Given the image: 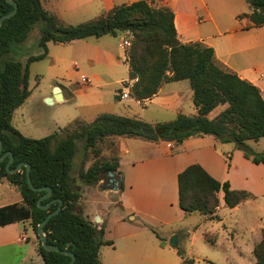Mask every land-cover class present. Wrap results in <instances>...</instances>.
<instances>
[{"label": "trees", "instance_id": "obj_1", "mask_svg": "<svg viewBox=\"0 0 264 264\" xmlns=\"http://www.w3.org/2000/svg\"><path fill=\"white\" fill-rule=\"evenodd\" d=\"M16 12L2 21L0 26V180L6 179L19 188L21 203L0 206V226L29 220L37 238L38 252L45 264H67L70 253L73 264H102L98 251L104 240V226L98 227L77 210L81 196L79 185L71 174L76 152V141H83L89 150L107 137L126 136L148 141H169L176 144L196 135H212L222 143L234 142L243 157L254 164L264 165V151L255 152L247 140L264 137V97L260 89L235 72L220 64L211 46L201 42H180L175 26L174 12L168 5L153 7L147 0H135L115 5L97 17L68 25L54 13L46 10L41 0H12ZM250 12L240 14L250 21L249 27L264 25V0H246ZM14 9L8 0H0V17ZM42 22L38 46L40 52L29 56L25 63L7 58L13 45L22 43L33 25ZM128 31L132 35L128 78H136L134 97L143 100L155 95L161 83L187 80L192 90L196 113H183L166 122L149 123L136 117L102 113L92 121L74 120L58 132L40 138L21 134L11 124L14 109L30 93L29 65L44 58L47 42L67 43L86 37L116 35ZM169 72V74H166ZM117 91H120L118 89ZM219 105H226L213 118L208 113ZM13 160L6 168L9 155ZM19 163H28L33 187H49L51 194L43 198L46 189H32L26 177V166L10 172ZM118 161L93 162L78 173L84 184L93 185L102 171H117ZM122 188V186H120ZM223 191L224 205L234 207L254 198L244 189H231L228 181L219 182L201 165L192 163L177 174L178 205L185 213L213 214L218 207L217 192ZM62 201L61 209L49 217L42 227L48 246L58 251L45 250L37 234V226ZM48 205L47 208L42 206ZM254 245L256 264H264V228ZM183 257V252L178 250ZM188 260L187 264H191Z\"/></svg>", "mask_w": 264, "mask_h": 264}, {"label": "crops", "instance_id": "obj_2", "mask_svg": "<svg viewBox=\"0 0 264 264\" xmlns=\"http://www.w3.org/2000/svg\"><path fill=\"white\" fill-rule=\"evenodd\" d=\"M132 1L135 0L125 3ZM159 1L173 10L174 26L180 42L198 41L211 46L214 50L215 58L220 64L235 72L239 77L256 85L264 97V25L244 28L251 24L247 17H240V14L248 13L251 10L246 0ZM97 4L98 13L87 20L97 17L115 5H120L113 0H98ZM45 9L57 15L63 23L73 25L67 23L60 12ZM203 24L206 25L202 27ZM207 25L208 28L203 32L200 27L205 29ZM97 39L106 38L103 35L97 37ZM80 40L75 39L67 42V44ZM107 41L105 40L100 46L94 47L93 55H88L85 60L91 65L100 63L104 67H108L112 59V53L109 51L111 44ZM48 43L54 42H47V45ZM101 75L102 73L91 72L88 75H84L82 79L84 78L85 82L92 83V86L94 82V86L99 87L104 84ZM124 80L126 79H119L117 83L121 84ZM184 81L164 83L151 98L144 100L142 103L135 101L141 108L133 116L149 123H157L170 121L179 113L186 115L195 114L196 108L192 102V90L189 84ZM60 88L62 100L57 101L50 94L48 97L52 98L51 104L74 99L75 95L70 87L60 86ZM78 91H81V94L89 93L82 89H78ZM120 96L122 97L121 93ZM114 99L113 103L119 112L122 113L113 114L133 117L128 115L132 114L133 107L124 102L126 97H122L120 100L115 97ZM99 103V100L92 102L88 100L82 106L92 107ZM22 104L14 109L11 124L14 121L17 125L25 124V112L27 110L26 106L19 108ZM221 107V109H224L225 105H221ZM217 113L213 114L212 110L208 113V117L213 118ZM99 114L102 113H98L93 119ZM76 119L86 122L93 120H88L78 115L58 127V131ZM13 127L15 126L13 125ZM17 130L19 131V129ZM112 137H114L117 151L118 166L116 173L121 178L119 187L107 189L106 191H109L108 193L105 192L107 194L91 193V191L86 190L84 191L85 193L106 197H102L101 200H95L94 197H91L86 200V205L84 204V206L81 202L83 200L81 196L77 201V205H81L83 217L92 221L98 227L103 225L104 240L112 242L111 244L101 245L99 248L98 255L102 264H173L174 260L171 254L169 255V252H166L168 248L167 242L152 226L153 224L162 226L176 224L186 219L190 220L193 213H199H185L178 205L177 174L189 164L197 163L201 165L214 179L221 183L228 181L231 189L249 191L254 195L252 199L264 194V183L258 184L257 190L247 187L245 189L238 184L236 160L242 159V152L237 149L232 153H225L219 150L218 145L222 142L215 139L212 135L191 136L178 144L169 141H148L119 135ZM244 163L249 165L246 161ZM253 167L261 169L264 173V165L257 164ZM167 176L170 185L169 191L165 190L164 193L163 190L160 195L158 177L166 178ZM3 182L10 185L11 191H16L20 194L18 187L9 183L6 179L0 180V183ZM217 197L219 203L213 215L219 217L217 223L224 225L223 218L219 215V210L227 206L224 205L223 191L221 189L217 192ZM245 201L229 208L238 209ZM21 202L22 197L20 195V199L16 203ZM7 204L11 203L0 204V206ZM95 216L99 217V222L94 221ZM205 218L209 219L206 216ZM190 224L191 222L188 223V225ZM194 226L196 225L194 224ZM190 228H186L187 233L191 231ZM176 230L171 229L168 238L173 234L177 236ZM203 237L206 238V233L203 234ZM216 239L211 241V243H214ZM240 242L239 246L233 244L235 247L234 255H224L226 264L253 263L254 260L250 256L249 250L243 251L244 247L242 246L247 245V243L245 241ZM252 242L253 253L255 241L252 239ZM37 246L38 238L29 220L0 226V264H45ZM178 256L181 258L180 255Z\"/></svg>", "mask_w": 264, "mask_h": 264}, {"label": "rangeland", "instance_id": "obj_3", "mask_svg": "<svg viewBox=\"0 0 264 264\" xmlns=\"http://www.w3.org/2000/svg\"><path fill=\"white\" fill-rule=\"evenodd\" d=\"M113 1H116L117 4H121L129 2L130 0ZM147 1L153 7L163 5V2L159 0ZM97 2L98 0H42V4L45 8L60 12L61 15L64 16L65 21L73 25L96 15L99 11ZM206 24H203L202 27ZM41 27L42 22H36L26 39L22 43L12 46L7 58L25 63L29 56L38 54L40 52L38 40ZM202 27L200 28L205 32L208 25L205 29ZM105 38L106 39L98 40L97 37L91 36L68 44L48 43V55L45 58L30 63L28 81L31 94L22 106L19 107L26 106V122L24 125H17L15 121L12 122L21 133L29 137L40 138L49 133L57 132L58 127L78 115L91 120L98 113H122L119 112L113 102L115 101L114 97L118 100L122 98L120 93L123 91L128 93L124 102L133 107L132 114L130 113L128 115H136L141 106L137 105L135 101L142 103L148 98L143 100L135 98L134 88L137 79L128 78L127 67L130 62L132 35L130 32L124 31L114 36L105 35ZM105 40H108L107 42L111 44L109 51L112 53V59L109 66L104 67L100 63L91 65L85 60L86 57L88 55H93V48L100 46ZM125 41H127V43H124ZM113 55H115L116 59ZM91 72L102 73L101 78L104 84L95 87L94 82L92 86V83L90 84L85 82L86 80H82L84 75H88V73ZM166 74H169V72H166ZM119 79L126 80L119 84L117 83ZM169 82L177 81H164L161 85ZM184 82L188 83L187 80ZM53 85L70 87L75 95L74 99L56 102L54 104L46 103L44 98L48 97L50 94L53 95ZM78 89L86 90L89 93L81 94V91H78ZM118 89H120V91H117ZM88 100L90 102L99 100L100 103L92 107H83L82 105ZM221 108V105L214 108L213 114L219 113L222 110ZM58 134L59 138H63L65 136V131L60 130ZM246 144L255 152L264 151V137H260L257 141L247 140ZM218 148L225 153H232L237 149L234 142L220 143ZM237 150L241 151L239 149ZM116 158L117 151L114 137H107L103 141H99L95 147L86 151L83 149V141H76V152L72 161L71 174L74 182L79 185L78 189L81 192V198L83 199L81 202L83 206L86 200L91 197H94L95 200H101L102 197H106L100 195L94 196L84 191L88 190L89 192L91 191V193L107 194L109 191L106 190L109 189L111 185L104 180H98L97 183L93 185L84 184L79 178L78 173L81 170H86L95 161H113L116 160ZM241 158L242 159L236 160L238 172L237 182L243 188L247 187L257 190V185L264 183V173L261 169L253 167L257 164L252 163L243 156ZM244 161L249 165L244 163ZM115 176L117 177L118 174L116 173ZM167 179L168 176L166 178L158 177L160 195L163 190L164 193L165 190L169 191L170 185ZM19 199L20 194L16 191H11L9 184L4 182L0 183V204L16 203ZM77 210L82 212L81 205H77ZM219 215L223 218L224 225L217 223L219 217L213 214H205V216L209 218L207 219L203 214L193 213L190 220L186 219L176 224L163 226L153 224L152 228L160 236L164 237L167 242L168 248L166 252H169V255L171 254L174 260L173 264H187L188 260H192L191 264H226L224 255H234L235 247L233 244L239 246L241 243L240 241H245L247 243V245L242 246L244 247L243 251L248 249L250 256L254 260L252 264H256V259L253 257L251 247L253 243L252 239L255 241L254 243L256 245L261 238L260 231L264 228V194L259 195L255 199L243 202L242 205L235 210L224 207L219 210ZM189 222H191L190 225H188ZM194 224L196 226L193 227ZM187 227H191V231L188 233ZM171 229H177L176 247L169 246L171 237L168 238V235ZM204 233H206V238L203 237ZM215 239L216 241L211 243V241ZM178 250L183 252V257L180 258L177 255Z\"/></svg>", "mask_w": 264, "mask_h": 264}, {"label": "water", "instance_id": "obj_4", "mask_svg": "<svg viewBox=\"0 0 264 264\" xmlns=\"http://www.w3.org/2000/svg\"><path fill=\"white\" fill-rule=\"evenodd\" d=\"M11 4H13L14 6V9L9 12L8 14L6 15H3L0 17V26L2 24V21L5 19V18H8L10 16H12L16 10H17V4L12 1V0H8ZM55 100L57 101H60L62 100V93H61V88L60 86L58 85H55L53 87V95ZM45 102L46 103H49L51 104L52 103V98L51 97H45L44 98ZM2 150V141L0 140V152ZM5 157V154L3 156L0 157V161L3 160V158ZM13 160V156L10 154L9 155V160H8V163H7V166L6 168L8 169V166L10 165V163L12 162ZM21 165H25L26 166V177H27V182L29 184V186L34 189V190H40L42 188H45L46 189V193L43 195V198H46L48 197L50 194H51V189L49 187H41V188H35L32 186L31 182H30V177H29V171H30V166L28 163H19L14 169H11L9 170L10 172H15V171H18L20 166ZM116 175V171L114 170H106V171H102L100 172L99 174V180H104L106 183H108L109 185H111L110 188H118L119 187V184H120V180L121 178L119 176H115ZM19 189V188H18ZM54 201H58V206L56 208V210H54L53 212L49 213L47 215V217L37 226V234L39 236V238L41 239V245L42 247L45 249V250H54V251H58L59 248L57 247H53V246H48L47 243H46V239H45V236H44V233L42 231V227L43 225L45 224L46 220L51 217L52 215L56 214L60 209H61V205H62V201L59 200V199H53L51 200L50 202H54ZM48 205H45V206H42L43 208H47ZM95 222H99V217L98 216H95ZM169 246L171 247H176L177 246V239H176V235H172L170 240H169ZM71 255V259L70 261L67 263V264H73L74 260H75V255L73 253H70Z\"/></svg>", "mask_w": 264, "mask_h": 264}, {"label": "built area", "instance_id": "obj_5", "mask_svg": "<svg viewBox=\"0 0 264 264\" xmlns=\"http://www.w3.org/2000/svg\"><path fill=\"white\" fill-rule=\"evenodd\" d=\"M124 43H127V41H125ZM82 80H85V79L83 78ZM121 95L122 97H127L128 93L123 91Z\"/></svg>", "mask_w": 264, "mask_h": 264}]
</instances>
